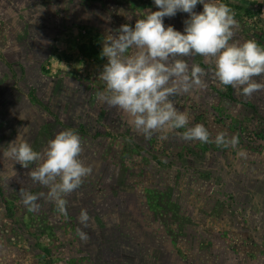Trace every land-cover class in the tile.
<instances>
[{
    "label": "rangeland",
    "instance_id": "rangeland-1",
    "mask_svg": "<svg viewBox=\"0 0 264 264\" xmlns=\"http://www.w3.org/2000/svg\"><path fill=\"white\" fill-rule=\"evenodd\" d=\"M224 2L238 22L234 39L264 46V0ZM148 9L159 10L154 0H0V264H264V91L243 96L220 85L202 57L185 58L206 68V87L173 97L176 107L212 139L237 135L239 154L184 140L183 130L146 136L96 98L106 30L134 27ZM187 19L177 12L164 24L183 32ZM66 128L80 134L93 171L61 215L32 180L36 165L25 169L3 152L20 133L43 152ZM21 189L45 194L38 210L25 207Z\"/></svg>",
    "mask_w": 264,
    "mask_h": 264
},
{
    "label": "clouds",
    "instance_id": "clouds-1",
    "mask_svg": "<svg viewBox=\"0 0 264 264\" xmlns=\"http://www.w3.org/2000/svg\"><path fill=\"white\" fill-rule=\"evenodd\" d=\"M154 3L159 10L138 12L140 18L134 27L125 23L118 29L106 30L101 56L107 62L99 74L104 87L97 91V100L122 110L132 126L146 136L165 128L183 130L180 135L184 140L215 143L217 147L237 149L239 154L237 135L218 131L212 139L203 124L190 126V113L178 109L172 98L206 87V68L200 63L190 66L185 59L194 55L211 66L220 85L240 89L246 97L264 91V83L256 80L264 77V46L255 39H234L238 22L224 0ZM198 4L203 5V11H194ZM177 12L189 14L183 32L164 24L165 17H174ZM120 14L127 15L123 10ZM82 152L80 134L66 128L48 140L43 152L35 150L20 133L9 142L3 155L25 169L35 164L30 173L32 180L48 189L46 198L58 213L66 215L67 195L80 188L93 171L82 160ZM20 195L25 207L35 211L45 194L21 189ZM78 219L80 224L88 225L87 209H81ZM76 234L84 242L89 239L79 228Z\"/></svg>",
    "mask_w": 264,
    "mask_h": 264
},
{
    "label": "trees",
    "instance_id": "trees-1",
    "mask_svg": "<svg viewBox=\"0 0 264 264\" xmlns=\"http://www.w3.org/2000/svg\"><path fill=\"white\" fill-rule=\"evenodd\" d=\"M82 53L85 57H88V58H91L95 61H98L99 59L97 58L98 56H96V51L93 50V49H86V47H84V49L82 50ZM106 136H109L110 134L108 132H106L105 134ZM108 228H107V225H105L103 228H102V231L103 232H107Z\"/></svg>",
    "mask_w": 264,
    "mask_h": 264
}]
</instances>
